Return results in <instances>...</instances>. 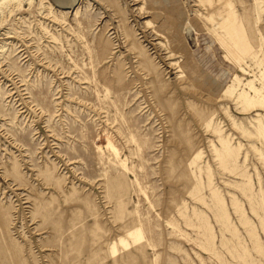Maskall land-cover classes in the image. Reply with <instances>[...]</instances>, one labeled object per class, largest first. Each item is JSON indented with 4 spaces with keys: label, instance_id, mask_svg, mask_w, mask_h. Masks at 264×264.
<instances>
[{
    "label": "rangeland",
    "instance_id": "1",
    "mask_svg": "<svg viewBox=\"0 0 264 264\" xmlns=\"http://www.w3.org/2000/svg\"><path fill=\"white\" fill-rule=\"evenodd\" d=\"M0 264H264V0H0Z\"/></svg>",
    "mask_w": 264,
    "mask_h": 264
}]
</instances>
